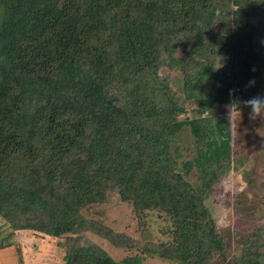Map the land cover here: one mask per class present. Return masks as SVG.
<instances>
[{"label":"trees","instance_id":"trees-1","mask_svg":"<svg viewBox=\"0 0 264 264\" xmlns=\"http://www.w3.org/2000/svg\"><path fill=\"white\" fill-rule=\"evenodd\" d=\"M254 96L264 0H0V217L64 240V264H264V226L227 260L206 203L234 161L221 110ZM109 192L141 225L164 219L167 240L99 218Z\"/></svg>","mask_w":264,"mask_h":264},{"label":"rangeland","instance_id":"rangeland-1","mask_svg":"<svg viewBox=\"0 0 264 264\" xmlns=\"http://www.w3.org/2000/svg\"><path fill=\"white\" fill-rule=\"evenodd\" d=\"M174 79L175 77L172 81ZM221 111L229 114L228 108ZM240 111L241 116L239 111L234 110L235 115L232 118V168L206 199L217 222L218 231L228 242L227 260L241 255L240 239L243 236L264 226V119H250V108ZM193 142L191 131L184 128L181 132L182 147L193 148ZM190 178L194 183L198 181L196 172ZM108 198L107 204L96 209L104 210V216L99 218L104 219L112 228L134 237L138 236V239L141 236L139 232L147 230L146 234L155 236L152 239L156 240L158 236L164 235L162 240H167L164 233L167 222L164 219L154 215L145 225H141L131 207L127 203H120L116 193L109 192ZM83 235L90 243L105 248L117 261L129 254L127 249L110 245L94 232L86 231ZM63 241L45 237L34 230H14L0 217V264H64L66 248ZM130 253L139 254L136 250ZM141 264L174 263L161 257H145ZM211 264L226 262L219 258Z\"/></svg>","mask_w":264,"mask_h":264},{"label":"clouds","instance_id":"clouds-1","mask_svg":"<svg viewBox=\"0 0 264 264\" xmlns=\"http://www.w3.org/2000/svg\"><path fill=\"white\" fill-rule=\"evenodd\" d=\"M250 83H254V81H251ZM244 104L250 108V112H249L250 119L252 120H255L257 118L264 119V96H254L251 99L244 101ZM234 109L238 110L241 116L239 105H231L229 106L230 121H232V118L235 115Z\"/></svg>","mask_w":264,"mask_h":264}]
</instances>
